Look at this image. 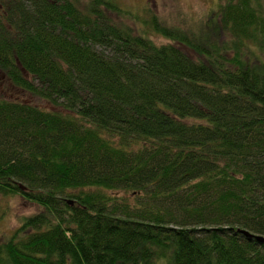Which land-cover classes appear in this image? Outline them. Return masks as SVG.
Masks as SVG:
<instances>
[{
  "label": "trees",
  "instance_id": "obj_1",
  "mask_svg": "<svg viewBox=\"0 0 264 264\" xmlns=\"http://www.w3.org/2000/svg\"><path fill=\"white\" fill-rule=\"evenodd\" d=\"M220 1L136 29L116 0H0V72L51 106L0 97V195L42 209L0 264H264V0Z\"/></svg>",
  "mask_w": 264,
  "mask_h": 264
},
{
  "label": "rangeland",
  "instance_id": "obj_2",
  "mask_svg": "<svg viewBox=\"0 0 264 264\" xmlns=\"http://www.w3.org/2000/svg\"><path fill=\"white\" fill-rule=\"evenodd\" d=\"M122 7L136 16L140 21L127 20L136 29L143 27V21L149 19L150 14L156 15L162 22L170 26H182L184 29L196 28L200 23L204 24L208 19L218 14L220 0H116ZM158 43L167 41L154 36ZM0 97L8 100L31 101L40 104L44 108H51L46 102L38 101L29 95L16 90L5 76L0 72ZM42 209L20 196L3 197L0 195V241L10 238L22 221L38 214ZM156 264H167V260L159 259Z\"/></svg>",
  "mask_w": 264,
  "mask_h": 264
},
{
  "label": "water",
  "instance_id": "obj_3",
  "mask_svg": "<svg viewBox=\"0 0 264 264\" xmlns=\"http://www.w3.org/2000/svg\"><path fill=\"white\" fill-rule=\"evenodd\" d=\"M71 204H72V202H71ZM243 234L248 236L249 238H252V239L255 238L260 243H264V237L253 236V235H251V234H249L248 232H245V231H243Z\"/></svg>",
  "mask_w": 264,
  "mask_h": 264
}]
</instances>
